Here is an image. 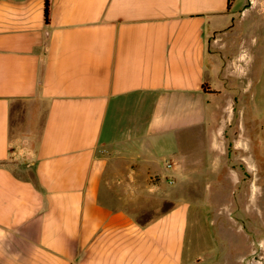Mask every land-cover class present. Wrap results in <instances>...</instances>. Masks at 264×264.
Returning <instances> with one entry per match:
<instances>
[{"label":"crops","instance_id":"crops-1","mask_svg":"<svg viewBox=\"0 0 264 264\" xmlns=\"http://www.w3.org/2000/svg\"><path fill=\"white\" fill-rule=\"evenodd\" d=\"M49 1L0 0V264H264V0Z\"/></svg>","mask_w":264,"mask_h":264},{"label":"rangeland","instance_id":"rangeland-1","mask_svg":"<svg viewBox=\"0 0 264 264\" xmlns=\"http://www.w3.org/2000/svg\"><path fill=\"white\" fill-rule=\"evenodd\" d=\"M45 105L40 101H16L12 106V134L13 136L17 134V138H19V143L17 146H12L11 150V161L16 164L18 171L26 172L27 163L29 161L31 152L30 142L32 141L29 136L31 135L29 130L38 131L41 127V123L43 120ZM36 135V134H35ZM139 165V162H134L133 165ZM190 199H192L193 195L190 194ZM126 201L125 203H121L124 208H128L137 213L140 219L149 214L148 208L149 204L144 202H140L139 200ZM145 214V215H144ZM206 243L202 244V247L205 246ZM207 245V244H206Z\"/></svg>","mask_w":264,"mask_h":264},{"label":"trees","instance_id":"trees-1","mask_svg":"<svg viewBox=\"0 0 264 264\" xmlns=\"http://www.w3.org/2000/svg\"><path fill=\"white\" fill-rule=\"evenodd\" d=\"M44 18L46 22H49V19H50V1L49 0H45Z\"/></svg>","mask_w":264,"mask_h":264}]
</instances>
